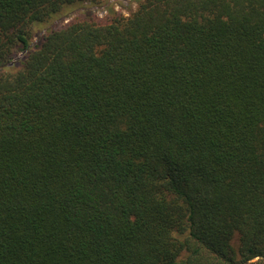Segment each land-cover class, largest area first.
Listing matches in <instances>:
<instances>
[{
    "label": "trees",
    "instance_id": "trees-1",
    "mask_svg": "<svg viewBox=\"0 0 264 264\" xmlns=\"http://www.w3.org/2000/svg\"><path fill=\"white\" fill-rule=\"evenodd\" d=\"M101 2L0 0V264H264V0Z\"/></svg>",
    "mask_w": 264,
    "mask_h": 264
},
{
    "label": "rangeland",
    "instance_id": "rangeland-1",
    "mask_svg": "<svg viewBox=\"0 0 264 264\" xmlns=\"http://www.w3.org/2000/svg\"><path fill=\"white\" fill-rule=\"evenodd\" d=\"M109 4H112L114 9L124 15H127L130 11L134 10L136 8V0H102L100 5L93 6L94 9H96V13L99 16H104L106 14V6ZM86 6H68L67 9L63 10V12L59 13V15L55 16L53 19H50L49 21L45 22L44 24L40 25L39 27H36V29L51 27L54 25H62L69 19L75 16L76 12L81 10L82 8H85ZM36 37H34L31 40V43H34ZM22 54H19L17 58L21 57Z\"/></svg>",
    "mask_w": 264,
    "mask_h": 264
}]
</instances>
